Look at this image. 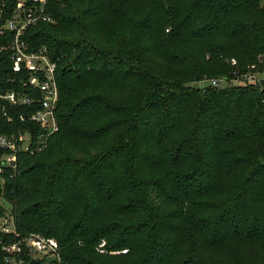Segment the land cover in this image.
<instances>
[{
  "label": "trees",
  "instance_id": "16d2710c",
  "mask_svg": "<svg viewBox=\"0 0 264 264\" xmlns=\"http://www.w3.org/2000/svg\"><path fill=\"white\" fill-rule=\"evenodd\" d=\"M46 12L24 39L56 62L58 130L3 173L18 232L55 237L69 264H264V79L188 85L264 71V0H48ZM11 37L0 92H28ZM4 104L9 134L28 107L8 120Z\"/></svg>",
  "mask_w": 264,
  "mask_h": 264
},
{
  "label": "built area",
  "instance_id": "2783aa9c",
  "mask_svg": "<svg viewBox=\"0 0 264 264\" xmlns=\"http://www.w3.org/2000/svg\"><path fill=\"white\" fill-rule=\"evenodd\" d=\"M47 2L16 0L10 11L5 1L0 0V35L12 32L5 46L11 49V70L17 75L20 85L29 89L28 92L13 89L0 92V98L5 102L3 115L8 120L13 117L9 107H28L18 116L23 123L18 130L9 134L0 133V150L3 151L0 156V203L5 208L0 212V250L6 264H69L55 237L18 232L14 216L2 196L3 173L13 174L16 171L18 155L43 150L50 136L58 130L56 62L51 59L45 46L29 50L24 39L29 26L51 21V16L46 12ZM232 63L235 61L232 60ZM240 78L237 84L256 82L247 75ZM212 83L219 86L220 81L213 80ZM96 249L106 253L105 241L101 240Z\"/></svg>",
  "mask_w": 264,
  "mask_h": 264
},
{
  "label": "rangeland",
  "instance_id": "374dc122",
  "mask_svg": "<svg viewBox=\"0 0 264 264\" xmlns=\"http://www.w3.org/2000/svg\"><path fill=\"white\" fill-rule=\"evenodd\" d=\"M259 55H261V54H259ZM245 75H247V78L253 77V79H255L259 83L264 79V71H261V72H250V73L245 74ZM218 79H221V80H218ZM238 79L241 80L242 78H240L239 76L224 77V78H212V77L203 76V77L199 78L198 80L191 81L188 85L195 86V87H198V88L206 87L209 84L215 86L212 83L213 80H215V81H220V83H219L220 87H229V86H231V84L239 83ZM109 253L110 254H115V253H117V251H110Z\"/></svg>",
  "mask_w": 264,
  "mask_h": 264
}]
</instances>
